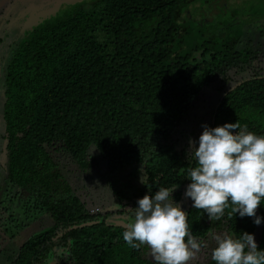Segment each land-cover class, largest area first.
<instances>
[{
  "label": "trees",
  "instance_id": "16d2710c",
  "mask_svg": "<svg viewBox=\"0 0 264 264\" xmlns=\"http://www.w3.org/2000/svg\"><path fill=\"white\" fill-rule=\"evenodd\" d=\"M211 1L93 0L44 19L15 41L3 59L2 165L10 186L26 197L24 214L45 212L53 224L26 239L9 264H154L146 247L123 240L126 225L90 212L64 168L87 170L95 149L119 185L112 186L119 214L132 217L138 199L161 187L178 185L172 196L182 202L195 160L178 147L174 128L217 76L233 68L250 73L222 90L207 126L238 122L264 135V73L257 69L264 7L247 23L223 13L212 22L183 15ZM140 174L139 194L130 197ZM230 210L210 221L187 203L192 235L248 232L264 249V202L259 225L253 217H229ZM206 264H214L210 253Z\"/></svg>",
  "mask_w": 264,
  "mask_h": 264
},
{
  "label": "clouds",
  "instance_id": "9594fccd",
  "mask_svg": "<svg viewBox=\"0 0 264 264\" xmlns=\"http://www.w3.org/2000/svg\"><path fill=\"white\" fill-rule=\"evenodd\" d=\"M239 129V131H237ZM195 166L187 170L190 183L184 196L192 207L203 210L210 221L225 215L253 217L264 202V135L241 129L238 122L215 127L203 125L198 146L190 139ZM178 185L161 187L137 201L134 215L126 221L123 240L133 249L147 248L154 264H191L210 248L214 264H264V249L254 235L238 238L227 232H210L199 240L192 235L188 214L174 201Z\"/></svg>",
  "mask_w": 264,
  "mask_h": 264
},
{
  "label": "rangeland",
  "instance_id": "374dc122",
  "mask_svg": "<svg viewBox=\"0 0 264 264\" xmlns=\"http://www.w3.org/2000/svg\"><path fill=\"white\" fill-rule=\"evenodd\" d=\"M22 1L27 0H15L14 7L18 9ZM93 0H39L37 2L31 1L30 5L25 11H20L18 21L20 23L25 22L27 27L34 25L35 22H39L40 19H34L36 14L44 9L50 10L54 8V4L60 5L57 13L61 15L64 12L73 10L79 4H84L85 8ZM44 3V4H43ZM10 5V4H9ZM9 5H6L2 11L3 14ZM22 5V4H21ZM39 7H41L39 9ZM260 7H264V0H212L210 3L196 2L189 9L184 12V16L189 19L197 21H214V17L223 13L226 14L229 20L234 21H252L255 19L254 10ZM23 14L25 16H23ZM29 21H28V20ZM35 20V21H34ZM257 26V23H255ZM23 25V26H24ZM22 26V30H23ZM34 27V26H33ZM21 30V31H22ZM4 33L2 42L0 43V100L1 98V79L3 76V58L9 56V52L12 48L7 45L10 44V34ZM15 35L11 32V37ZM1 36V35H0ZM261 40V39H260ZM264 44V40L261 41ZM7 45L4 49L3 47ZM260 59H258V67L261 72L264 73V50L260 51ZM250 74V73H249ZM248 73L238 72L234 68L227 72L226 78L217 76L214 81L208 84L197 96L196 99L191 101L187 107V112L182 118L180 123L174 128V138L178 140V147L187 148L189 150L190 139L196 144L198 143L199 136L203 131V125H207L211 115L213 107L216 105L218 98L220 97L222 90H226L236 84L239 80L249 75ZM1 130V123H0ZM1 133V131H0ZM2 147L3 140L0 138V264H9L10 259L13 258L20 245L28 239L31 235L50 227L53 224V219L45 212H37L32 214V217L28 218L24 214L23 203L26 199L18 196L16 189L10 186L5 176L6 172L2 165ZM93 163L90 168L85 171L80 170L77 165L71 164L66 166L65 175L71 182L76 194L81 197L87 203L89 210L94 207H98V211L95 213H110L107 221L113 225H126V221L130 218L129 214H119L117 211L120 209L118 203H116V196L113 192L112 186L119 187L118 184L107 175V171L101 157L98 155L95 149H91L89 152ZM145 179L144 174L138 175L132 180L131 187H128V195L130 197L137 196L139 194L138 189L141 187V183ZM109 181H112L110 184ZM117 183H121L116 181ZM190 198H183L182 202L178 204L185 211L187 203H191ZM134 215V213H133ZM132 215V216H133ZM210 248L203 249L201 253L191 262V264H206L208 262V256ZM147 256L152 259L150 251ZM153 260V259H152Z\"/></svg>",
  "mask_w": 264,
  "mask_h": 264
},
{
  "label": "flooded vegetation",
  "instance_id": "af4514ba",
  "mask_svg": "<svg viewBox=\"0 0 264 264\" xmlns=\"http://www.w3.org/2000/svg\"><path fill=\"white\" fill-rule=\"evenodd\" d=\"M14 1L15 0H7L1 7H0V12L2 11V9L6 6V5H9L8 6V8H7V10L3 13V14H1V17H0V43L2 42V38L1 37H3V34L4 33H6L7 34V37L5 36V38H8L9 37V35L8 34H10V40H11V42H10V44H8L7 43V45H9L10 47H12L13 45H14V43H15V41L19 38V36L21 35V34H23L22 33V26L25 24V22H22V23H20L19 21H18V17H19V15H20V11L22 10V11H25L27 8H28V6L30 5V3H31V1H33V2H37L38 0H27V1H22V5L20 4V7L18 8V9H16L15 7H14ZM39 2H40V0H39ZM44 4V3H43ZM42 7V9H44V5L43 6H41ZM41 7H39V9L41 8ZM59 13V12H58ZM23 16H25L24 14H23ZM25 31H27V30H25ZM24 31V32H25ZM11 32H12V34H15V35H13L12 37H11ZM7 45H5L4 47H3V49L7 46ZM4 59V58H3Z\"/></svg>",
  "mask_w": 264,
  "mask_h": 264
},
{
  "label": "water",
  "instance_id": "95a60500",
  "mask_svg": "<svg viewBox=\"0 0 264 264\" xmlns=\"http://www.w3.org/2000/svg\"><path fill=\"white\" fill-rule=\"evenodd\" d=\"M6 1H7V0H0V7H1ZM57 1H59V0H57ZM60 5H61V4H60ZM60 5H58V4L55 3V4H54V8H52V9H50V10L42 9L41 11H39V12L36 14V16L34 17V19H40V17H42L43 19H40L39 22H35L33 26H36V25H38L39 23L43 22L44 19H47V18H49V17H51V16H55L56 13H57V11H58V9H59V7H60ZM27 20H28V19H27ZM28 21H29V20H28ZM34 21H35V20H34ZM33 26L30 25V27H27V28H29V29L31 30V29L33 28ZM24 28H26V25L23 26V30H22V32L25 31ZM26 30H27V29H26Z\"/></svg>",
  "mask_w": 264,
  "mask_h": 264
},
{
  "label": "built area",
  "instance_id": "2783aa9c",
  "mask_svg": "<svg viewBox=\"0 0 264 264\" xmlns=\"http://www.w3.org/2000/svg\"><path fill=\"white\" fill-rule=\"evenodd\" d=\"M98 211V207L96 206V207H94V208H91L90 209V212L91 213H95V212H97Z\"/></svg>",
  "mask_w": 264,
  "mask_h": 264
}]
</instances>
